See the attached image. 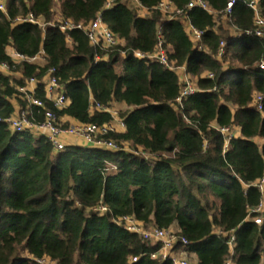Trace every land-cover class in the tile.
<instances>
[{"label":"trees","instance_id":"16d2710c","mask_svg":"<svg viewBox=\"0 0 264 264\" xmlns=\"http://www.w3.org/2000/svg\"><path fill=\"white\" fill-rule=\"evenodd\" d=\"M3 1L0 264H171L150 259L155 247L118 224L127 217L146 229L176 228L195 264H225L231 233L234 264H264V221L248 219L263 200L253 184L264 175V103L261 113L253 103L264 94V37L245 34L254 30L251 0H238L227 20L220 15L227 0H205L216 16L186 9L190 0H167L182 10L171 19L157 9L164 0H137L141 9L133 0H113L108 9L107 0ZM257 12L264 19V0ZM29 15L43 26L16 23ZM97 17L121 44L94 48L84 31L58 28L62 21L86 28ZM187 22L201 32L199 43ZM159 41L194 81L197 91L181 107L178 73L148 58ZM220 41L228 43L222 58ZM8 49L41 56L43 64L15 62ZM50 69L66 97L60 110L45 99ZM29 79L41 108L18 91ZM96 105L126 108L118 115L123 129L97 137L117 150L83 144L56 151L47 136L14 132L6 122L17 106L35 125L51 111L79 125L110 126L112 116ZM234 126L240 135L225 147L219 129Z\"/></svg>","mask_w":264,"mask_h":264},{"label":"built area","instance_id":"2783aa9c","mask_svg":"<svg viewBox=\"0 0 264 264\" xmlns=\"http://www.w3.org/2000/svg\"><path fill=\"white\" fill-rule=\"evenodd\" d=\"M257 1L251 0L249 3L250 9L254 13L253 25L254 30L245 31L246 35H253L255 37H264V19L259 16L257 12ZM113 0H107L105 8L111 7ZM139 9H141L137 0H133ZM238 3V0H227L226 6L220 15L223 19H229L232 16L234 7ZM199 8L206 11L209 14L217 15L214 13L205 0H190L186 5V9ZM157 9L168 19H171L173 15H181L182 10H177L173 4L167 0L162 1ZM6 6L3 0H0V12H5ZM16 23H30L40 25L38 20H35L31 15L26 18H17ZM58 28L61 32L67 33L72 30H82L84 31L90 45L94 48L111 49L121 42L108 30V28L102 23L100 17H97L93 22H91L86 28L82 25H75L70 21H62L59 23ZM186 28L191 39L199 43L201 39V32L194 29L189 22L186 23ZM227 42L220 41L217 50L218 58H222L226 52ZM202 49V46H199ZM138 58H142L140 54H136ZM149 59L156 60L159 64L173 72L179 74V81L181 84V90L179 96L175 100V104L181 107L182 102L189 96L196 93V88L191 81L189 74L186 72L184 66H175L168 61L166 50L161 41L158 42L156 51L153 55L148 57ZM12 59L15 62L26 61L29 63H35L36 60H42L41 56L34 57L32 59H25L20 57L12 51ZM259 70L264 71V58L258 64ZM8 67L6 64L0 65V71L7 72ZM35 84L34 79H29L26 85L19 88L18 91L22 94L28 105L35 106L38 108L43 107L42 102L34 97L35 94ZM44 93L45 99L52 104L55 109H62L66 105V97L62 91L61 85L58 83L57 78L54 76V70L50 69L47 73V78L44 81ZM256 111H263L264 94H256L253 99ZM96 110H101L109 113L113 120L110 126L97 127L95 125H77V126H63L60 119L51 111L44 112V121L40 125H35L31 123L25 113H20L17 118L7 119L6 122L9 124L10 128L14 132H23L28 130L30 132H37L47 136L48 141L54 146L56 151H61L65 147V139L76 138L87 145L102 146L107 149L117 150L116 146L112 143H102L97 141V137L106 134L109 131H118L115 127L117 125L120 129L123 128L122 121L118 118V114L112 109H107L95 106ZM116 123V124H114ZM219 132L223 135L224 146L226 147L229 140L233 137L230 130L227 128H220ZM255 188L260 192L263 200L254 208L250 209L248 212V219L251 220L256 225H261L264 221V175L260 180L253 184ZM105 209L101 208V212ZM118 224L122 225L128 232L138 235L143 241L150 243L155 250H153L149 257L151 260L157 262L169 261L171 264H189L188 254L186 247L188 242L185 238L177 235L176 232H172V229H158V228H142V224L135 221L132 217L123 218ZM218 235H223L221 232H217ZM225 236V235H224ZM227 237V236H226ZM227 245L230 249V257L226 260L225 264H234L233 257V247H234V235L231 233L227 237ZM46 262L52 264L48 260H39V264H46ZM132 262H136V259H132Z\"/></svg>","mask_w":264,"mask_h":264},{"label":"crops","instance_id":"0c3cea01","mask_svg":"<svg viewBox=\"0 0 264 264\" xmlns=\"http://www.w3.org/2000/svg\"><path fill=\"white\" fill-rule=\"evenodd\" d=\"M7 53H8V55L10 54V56L12 57V50L11 49H8L7 50ZM5 73V72H4ZM179 75V74H178ZM191 81H192V83L194 84V81H193V79H191ZM180 82V81H179ZM195 86V85H194ZM196 88V87H195ZM19 112H20V110H19V108L16 106L15 107V113H14V117L15 116H19ZM61 122L62 123H67L68 124V126H77V125H79L78 123H76L74 120H72V119H70V118H67V117H64V118H62L61 119ZM123 128H121L120 130H122ZM120 130H118V131H120ZM230 130V132H231V134L233 135V137H239V135H240V131H239V128L238 127H232L231 129H229ZM64 142H65V145L67 146V145H69V146H72V145H83L84 143L83 142H81L80 140H78V139H76V138H68V139H65L64 140ZM257 142L258 143H262V141L261 140H257ZM172 230H174L175 232H176V228H172ZM263 256H264V254H263ZM189 258H192L193 259V256H190ZM192 264H195V261H193L192 260Z\"/></svg>","mask_w":264,"mask_h":264},{"label":"rangeland","instance_id":"374dc122","mask_svg":"<svg viewBox=\"0 0 264 264\" xmlns=\"http://www.w3.org/2000/svg\"><path fill=\"white\" fill-rule=\"evenodd\" d=\"M57 10V7H55V11ZM55 14H56V17L58 16V14H57V12H55ZM41 24V23H40ZM43 26V25H42ZM35 63H38V64H43V60H40V59H38V60H36V62ZM113 111L114 112H116L118 115H120L121 113H123V112H125L126 111V108H124V107H121V106H116L114 109H113ZM14 118H17V116H15ZM114 124H116V123H114ZM115 127H116V129L117 130H120V128L117 126V125H115ZM143 229H144V227L143 226H141ZM172 232H175L174 230L172 231ZM188 259V262H189V264H192L193 262H192V258H187ZM46 264H50V263H48V262H46Z\"/></svg>","mask_w":264,"mask_h":264}]
</instances>
